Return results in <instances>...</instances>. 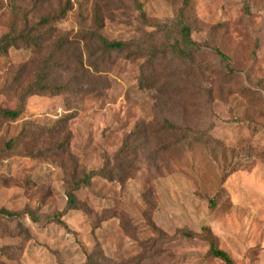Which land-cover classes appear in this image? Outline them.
<instances>
[{
	"label": "rangeland",
	"instance_id": "obj_1",
	"mask_svg": "<svg viewBox=\"0 0 264 264\" xmlns=\"http://www.w3.org/2000/svg\"><path fill=\"white\" fill-rule=\"evenodd\" d=\"M181 5L0 0V37L28 38L0 53V211L13 215L0 214V264H84L94 250L109 264H223L208 231L235 264H264V0H192L190 59L160 30ZM96 13L127 48L91 40ZM42 72L67 90L21 103ZM119 162L124 180L94 177L66 209L74 170Z\"/></svg>",
	"mask_w": 264,
	"mask_h": 264
},
{
	"label": "trees",
	"instance_id": "obj_2",
	"mask_svg": "<svg viewBox=\"0 0 264 264\" xmlns=\"http://www.w3.org/2000/svg\"><path fill=\"white\" fill-rule=\"evenodd\" d=\"M140 13V19L142 23H145V15L141 8H138ZM68 9L63 10L58 19H61ZM96 11H98L96 9ZM192 0H182V5L180 9L178 10V13L175 17V20H173L169 25H164L160 28L161 31H164L168 36L169 39L173 40V43L168 44L167 50L168 52L172 53L174 56L181 58V59H190L193 55H195L199 51V46L197 43H195L191 39V25H190V17L192 16ZM45 24L48 23V20H45ZM93 24H94V30L92 31L90 37L91 40H95L101 50L103 51H111V50H122L123 48H127V43H121V42H113V41H107L102 35L100 34V30L102 28V23L97 17V13L95 14L93 18ZM27 34L20 33L18 35H13V32H8L7 34L0 37V53L5 52L10 47H18L19 42L20 43H26L27 40ZM218 53V52H217ZM219 57L222 61H225L228 64V58L218 53ZM46 79V75L41 73L39 76L37 82L26 89L22 95L21 103L24 101L25 97L35 95L40 92H62L67 90V87L65 86H59L54 88H49L46 85H44ZM20 103V104H21ZM21 114V109H17L14 111H4L3 116L6 119L15 120L17 119ZM157 131H184L181 127H178L172 122L164 121L163 126ZM67 147V141L64 143H61L60 148ZM133 156L132 153H129L127 151H120L118 157H116V160L122 159H128L129 157ZM264 160V158H263ZM128 167H124V165L121 164V162L118 163V165H114L113 168H111L109 171H106L105 169H102L100 171L91 170L87 174L82 173V177L80 179H75L74 176H76V170H74V174L71 175L70 181L68 182V191L65 193L66 197V209L68 211L71 210H77L81 209V205L78 203L76 199V192L81 187L89 186L90 181L94 177H101V178H107L109 180H113L115 178H118V182H121L124 180V175L127 171ZM123 172V173H121ZM124 174V175H122ZM123 176V177H122ZM127 178H130V176H127ZM0 214L11 218L13 215L7 211H0ZM54 224H57L61 226L65 231L70 232L73 234L66 224L60 219L55 218L52 220ZM187 236H190L187 234ZM204 240L208 243V253L210 256H212L215 259H218L223 264H235L234 261L228 256L227 253L217 248L213 238L210 235V232H206V235L204 237ZM85 263L84 264H109L107 260L104 258L103 254L100 251L94 250L90 252L89 254L86 253L85 255Z\"/></svg>",
	"mask_w": 264,
	"mask_h": 264
}]
</instances>
